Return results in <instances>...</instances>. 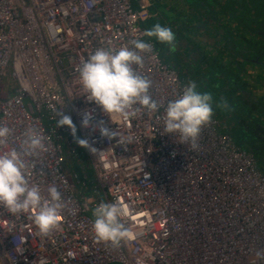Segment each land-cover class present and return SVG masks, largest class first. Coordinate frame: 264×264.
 <instances>
[{
	"label": "built area",
	"instance_id": "obj_1",
	"mask_svg": "<svg viewBox=\"0 0 264 264\" xmlns=\"http://www.w3.org/2000/svg\"><path fill=\"white\" fill-rule=\"evenodd\" d=\"M149 5L0 0V125L12 130L0 153L20 151L25 131H39L44 150L25 157L30 181L45 196L54 184L65 203L48 236L32 222L35 210L12 214L0 205V264H264L257 256L264 253V173L254 156L214 116L195 151L163 132L167 102L189 81L144 40L139 23L149 19ZM133 39L153 46L134 68L151 80L160 107L109 115L88 100L76 67L98 48H131ZM65 115L75 134L58 124ZM81 158L93 170L90 187L72 167ZM112 202L124 207L130 228L119 246L97 241L92 229L93 210Z\"/></svg>",
	"mask_w": 264,
	"mask_h": 264
},
{
	"label": "clouds",
	"instance_id": "obj_2",
	"mask_svg": "<svg viewBox=\"0 0 264 264\" xmlns=\"http://www.w3.org/2000/svg\"><path fill=\"white\" fill-rule=\"evenodd\" d=\"M143 36L155 38L173 52L176 50L175 33L160 23L146 30ZM128 43L131 48H98L76 67L79 82L88 100L101 106L109 115L119 114L125 118L138 114L141 108L155 112L160 107L150 95L151 80L140 75L134 68V65H143L142 54L151 52L153 46L141 39H133ZM214 104L217 109L231 110L226 99L215 100L210 92L198 90L195 81H189L175 99L167 102L163 132L178 134L179 142L189 144L195 151L199 147L198 139L202 128L212 121ZM58 124L67 125L75 134V126L69 116H63ZM101 131L105 135L109 134L107 129ZM11 133L8 126L0 125V146L7 144ZM79 143L87 146L84 140ZM20 144V151L11 149L0 153V205L12 214L35 210L30 218L39 234L48 236L60 227V213L65 208V203L54 184L48 186L45 196L41 187L30 181L31 172L25 157L44 150V136L36 129L29 128L23 134ZM92 215V229L97 241L119 246L128 239L130 228L122 220L125 209L121 204L101 203L93 210ZM257 256L264 257V253L257 252Z\"/></svg>",
	"mask_w": 264,
	"mask_h": 264
},
{
	"label": "rangeland",
	"instance_id": "obj_3",
	"mask_svg": "<svg viewBox=\"0 0 264 264\" xmlns=\"http://www.w3.org/2000/svg\"><path fill=\"white\" fill-rule=\"evenodd\" d=\"M138 6L139 4L134 5L135 8H137ZM155 7L156 6L154 5L152 8L153 12H151V9H148L150 19L146 20L145 28L143 27L142 28L146 31L147 28L150 29L154 24L160 23L162 26L169 27L175 33V36H178L176 39V43L180 41L179 35H177L178 32H180L181 29L180 27L182 26L184 29H188L185 25H182L181 19L184 18L188 22L196 21L195 16L191 14L193 12L192 11L193 7L188 8L186 3L184 4L182 0H175V1L169 0L168 2L166 1L164 12L163 10H161V18L158 20V22H156L157 16H155L156 13H154V11L156 12L158 11L157 10L158 7L156 8ZM215 14L222 16V18H225L226 21L229 20V17L231 15V13L229 14L227 13L229 16L228 17L227 15L219 14L218 12H215ZM157 15H160L159 12H157ZM200 16L203 23L211 21L209 17L211 15H207L206 13H200ZM226 21L225 22L211 21V23L209 24L213 26H217L218 24L221 23L220 25L224 26L226 24ZM198 22H200V20ZM172 23L176 24L177 31L173 27ZM229 30L230 32H228L227 35L228 37H230L231 44L233 43L234 40L235 41L239 39L248 40V38L242 35L235 36L236 31L234 29L229 28ZM189 33L192 35L194 39L192 45H188L189 51L187 47H185V45H177L176 50L173 52L170 50V48L167 45L158 42L155 38H148L145 36L144 40L153 43L154 47L159 52V57L161 61L170 68L174 69L181 79H183L184 81H191L193 79L192 74L194 75L198 74L201 77L202 84L205 85V88L202 89L198 88V90L211 92L215 100H218L220 98L226 99L224 96L221 95L222 93L216 92V90L222 87L228 89L232 87L233 84H235V79L233 78L234 73L230 71V68H231V63L237 61V59H231L232 50L227 48L229 45H213L211 47H208L206 45L201 46L199 45L201 42H199V40L197 39L198 30H194ZM250 45H257L256 40L252 42ZM258 45H261V43H259ZM257 56L258 55H256L253 59H248L244 56H241V58L246 59L248 61L251 60L256 62ZM190 60L193 61L192 64ZM236 67L239 69L238 77L242 78L244 72L243 69L245 67L244 63L240 64V66L236 65ZM197 79L198 76L195 77L193 80L196 82ZM244 85L248 89L249 80H246ZM241 86L242 84L239 85V87ZM212 89H214L215 91ZM258 97H260L259 99L260 101L261 96ZM226 100L228 101V99ZM218 111L220 113L219 116L222 122H225L227 121V118L228 119L230 118L232 119V122L238 125V128H234L233 130H231L233 124L229 123V131L232 137L234 138L235 143L236 142L240 143L242 147H244L248 152L252 153L248 144V142H250V140L252 139L251 132H249L247 126L245 127L243 126V120L246 121L249 120V116H247L248 113L245 107L241 106L238 102H236L233 108L231 109V112H235V113L240 112L242 115L241 117L235 116L232 118L230 112L228 113L225 111L222 113L223 110L220 109H218ZM79 162H80V166L78 165ZM72 167L75 168V170L81 176L82 180L87 183L88 187H90L94 183L93 170L90 167V164L86 158H81L79 161H77L76 159V163H74ZM88 194L89 192H87V195ZM101 196L102 194L100 193L97 196V198L100 199L99 197Z\"/></svg>",
	"mask_w": 264,
	"mask_h": 264
},
{
	"label": "water",
	"instance_id": "obj_4",
	"mask_svg": "<svg viewBox=\"0 0 264 264\" xmlns=\"http://www.w3.org/2000/svg\"><path fill=\"white\" fill-rule=\"evenodd\" d=\"M169 0H159V4L165 5V2ZM175 1V0H173ZM203 0H191L192 3H200ZM206 1L213 10L217 11L219 14H225L228 16L231 13V22L226 23L224 26L218 24L217 26L208 25L207 28L200 19V22H191L185 25L188 29L195 25H202L206 30L203 32L204 37L198 39L202 40L204 43H211L210 45H215L218 43L216 40L217 29H222L223 33H220L219 38H222L225 42L224 45H230L232 50V58L237 59V61L231 63L230 71L234 73V79L238 78V68L240 64H243L244 56L248 59H253L256 55V62L249 61L244 63L243 81L249 80L248 88L246 89L248 93L244 92L243 97L236 100L241 106H244L248 115L249 120L247 122V129L251 132V136L255 137L257 130L259 132L264 131V92H261L260 97L253 90L264 91V82H261V74L264 76V0H204ZM201 4V3H200ZM225 11V12H222ZM228 13V14H227ZM211 21H221L222 16L211 15ZM230 26V27H229ZM229 28L234 29L235 36L242 35L246 39H239L230 43V37L227 33L230 32ZM224 29V30H223ZM212 30V33L209 31ZM193 29H189L192 32ZM200 30H198L199 33ZM187 30L185 35H181V39L187 40V45H192L194 39L192 35ZM256 37V38H255ZM256 40L257 45H250ZM186 42V41H185ZM201 44V46L204 45ZM261 43V45H258ZM251 54V57H249ZM230 73V72H229ZM246 77V79H245ZM236 82V80H235ZM247 88V87H246ZM241 95V94H240ZM239 95V96H240ZM245 95V97H244ZM242 96V95H241ZM240 115L241 113L238 112ZM237 114V113H236ZM245 127V126H244Z\"/></svg>",
	"mask_w": 264,
	"mask_h": 264
},
{
	"label": "trees",
	"instance_id": "obj_5",
	"mask_svg": "<svg viewBox=\"0 0 264 264\" xmlns=\"http://www.w3.org/2000/svg\"><path fill=\"white\" fill-rule=\"evenodd\" d=\"M183 1V3L185 4L186 3V5H187V7L188 8H191V7H193L192 8V15H194L195 16V19H196V21L195 22H198L200 19H201V16H200V13H206L207 15H214L215 14V12H217V11H215V10H213V8L212 7H210V5L206 2V1H201L200 3H190L191 2V0H182ZM158 9H160V7H161V9L160 10H158L159 11V14H161V10H163V12H164V9H165V5H161V4H159V1H158ZM207 8V9H206ZM157 11V12H158ZM222 12H225V11H222ZM210 17V16H209ZM229 17V16H228ZM161 18V17H160ZM210 18H212V17H210ZM230 19H231V17H229ZM212 19H214V18H212ZM181 23H182V25H188V24H190L191 22H188V21H186L184 18L183 19H181ZM209 23H211V21H209V22H205L204 23V26H206V28H207V26L208 25H211V24H209ZM172 25H173V27L176 29V31H177V27H176V24H174V23H172ZM181 29H180V32H178V34L177 35H179V40L180 41H178L177 43H178V45H185V47H187V49H188V51H189V48H188V45H187V40H183V39H181V35H185V31L187 30L188 32H189V29H193V31L194 30H201V32L200 33H198L197 34V37L199 36V38H201V37H204V36H202L201 34H203V32L206 30V28H204L202 25H195L194 27L192 26L191 28H189V29H184L182 26L180 27ZM224 30V29H223ZM213 31L212 30H210L209 31V33H212ZM216 32H217V35H216V40L218 41V43L217 44H215V45H224V40L222 39V38H219V35H220V33H223V31H222V29H217L216 30ZM176 37V39H177V37L178 36H175ZM198 39V38H197ZM199 40V42H201L199 45H201V44H203L204 42L202 41V40H200V39H198ZM186 41V42H185ZM176 43V44H177ZM206 43V42H205ZM208 44H211V43H208ZM191 45V44H190ZM206 46H208V47H211V46H213V45H206ZM227 48H229L230 49V45L227 47ZM231 56H232V52H231ZM249 57H251V54H250V56ZM231 59H233V58H231ZM191 61V64H192V60H190ZM241 62H243V63H248L247 62V60H243V61H241ZM196 72V71H195ZM194 75V74H193ZM197 76H198V79H197V81H196V83H197V85H198V88H200V89H202V88H205V85L204 84H202V82H201V77H200V75H198L197 74ZM196 76V77H197ZM234 77V76H233ZM194 79V78H193ZM235 80H236V82H235V84H233L232 85V87H230V88H224V87H222V88H220V89H218V90H216V92H220V93H222L221 95L222 96H224L226 99H228V101H229V104H230V106H231V109L233 108V106H234V104L236 103V100H239V98L238 97H240V98H242V96L236 91V88H238L239 87V85L242 83V78L241 77H238V78H235ZM191 81H194V80H191ZM203 86V87H202ZM206 88H209V87H206ZM212 90H214V89H212ZM215 91V90H214ZM211 93V92H210ZM212 94V93H211ZM240 95V96H239ZM213 112H214V117L220 122V124H221V126L223 127V130L224 131H226L227 133H229L230 135H231V133H230V131H229V123H231V124H233V126H232V129L231 130H233L234 128H238V125L236 124V123H234V122H232V119H228L227 118V121H225V122H222L221 121V118H220V113H219V111H218V109L215 107V104L213 105ZM223 112H225V110H223L222 111V113ZM226 112H230V114H231V117L233 118V117H235V116H239V117H241L242 115H240L239 113H235V112H231V110H226ZM247 125V122H246V120H243V126H246ZM228 129V130H227ZM232 136V135H231ZM233 138V137H232ZM233 140H234V138H233ZM234 142H235V140H234ZM236 144L239 146V147H241L242 149H244L245 151H247L244 147H242L241 146V144L240 143H238V142H236ZM248 152V151H247ZM250 153V152H249ZM254 156V155H253ZM254 158H255V156H254ZM257 166H258V164H257ZM259 167V166H258ZM259 169H260V167H259ZM261 170V169H260ZM262 171V170H261ZM263 172V171H262ZM264 173V172H263Z\"/></svg>",
	"mask_w": 264,
	"mask_h": 264
},
{
	"label": "flooded vegetation",
	"instance_id": "obj_6",
	"mask_svg": "<svg viewBox=\"0 0 264 264\" xmlns=\"http://www.w3.org/2000/svg\"><path fill=\"white\" fill-rule=\"evenodd\" d=\"M247 62H249V61L247 60ZM246 89H247L246 86L244 84H242L241 87L236 88V91L239 94H241L243 97L244 92L248 93ZM244 97H245V95H244ZM256 134H258V135H256L255 137H252L250 142H248L249 147L252 151V153L250 152V154H252L254 156L261 154V157H262L264 154V131L259 132L257 130Z\"/></svg>",
	"mask_w": 264,
	"mask_h": 264
},
{
	"label": "crops",
	"instance_id": "obj_7",
	"mask_svg": "<svg viewBox=\"0 0 264 264\" xmlns=\"http://www.w3.org/2000/svg\"><path fill=\"white\" fill-rule=\"evenodd\" d=\"M158 1L159 0H149V6H148V9H151V12H153V10H152V8H153V6L155 5L156 7H159L158 6ZM155 7V8H156ZM155 8H154V10H155ZM158 9V8H157ZM158 10H160V9H158ZM159 12V11H158ZM154 13H156V15L155 16H157L156 17V22H158V20L160 19V17H161V14L160 15H157V12L156 11H154ZM152 17H154V16H152ZM151 17V18H152ZM150 19V18H149ZM148 19V20H149ZM221 21H226V19L225 18H221ZM228 22H231V19L229 18V20H227L226 21V23H228ZM145 23H146V21H144V22H140L139 23V25L141 26V27H143V28H145ZM147 30H149L148 28H147ZM201 32V30L199 31V33ZM202 36H204V34H201ZM165 45V44H164ZM176 45H178V43L176 44ZM204 45H207L206 43H204ZM210 45V44H209ZM192 76H193V78H195L197 75H193L192 74ZM246 78V77H245ZM193 80V79H192ZM261 82H264V76H263V74H261ZM249 89V88H248ZM253 92L254 93H256L258 96H261V92H264V91H262V90H260V91H257V90H253ZM255 158H256V161H257V164H258V166L260 167V169L264 172V154H263V156L261 157V154H258L257 156H255ZM262 163V164H261Z\"/></svg>",
	"mask_w": 264,
	"mask_h": 264
},
{
	"label": "bare ground",
	"instance_id": "obj_8",
	"mask_svg": "<svg viewBox=\"0 0 264 264\" xmlns=\"http://www.w3.org/2000/svg\"><path fill=\"white\" fill-rule=\"evenodd\" d=\"M82 184H84V186H88L87 183L83 180H82Z\"/></svg>",
	"mask_w": 264,
	"mask_h": 264
}]
</instances>
